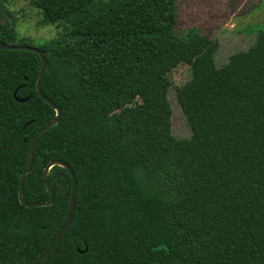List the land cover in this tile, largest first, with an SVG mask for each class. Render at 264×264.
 <instances>
[{"label": "trees", "instance_id": "obj_1", "mask_svg": "<svg viewBox=\"0 0 264 264\" xmlns=\"http://www.w3.org/2000/svg\"><path fill=\"white\" fill-rule=\"evenodd\" d=\"M32 3L63 24L36 46L62 117L35 143L23 198L49 199L54 159L77 181L71 222L40 264H264V30L217 65L216 39L178 31L176 0ZM8 17L0 0V41L33 46ZM180 63L186 137L171 131L168 99ZM40 65L36 52L0 49V264H34L68 212L60 165L50 205L18 198L31 139L55 116L36 90Z\"/></svg>", "mask_w": 264, "mask_h": 264}, {"label": "rangeland", "instance_id": "obj_2", "mask_svg": "<svg viewBox=\"0 0 264 264\" xmlns=\"http://www.w3.org/2000/svg\"><path fill=\"white\" fill-rule=\"evenodd\" d=\"M177 29L185 32L197 29L218 41L217 65L224 64L229 55L247 49L256 34L264 30V0H176ZM13 20L18 39L37 46L63 33L62 23H44L40 9L32 0H4ZM19 41V40H17ZM190 77V67L180 63L170 72L172 87L168 92L171 105V131L176 137L190 135L184 112L177 101L175 86Z\"/></svg>", "mask_w": 264, "mask_h": 264}, {"label": "water", "instance_id": "obj_3", "mask_svg": "<svg viewBox=\"0 0 264 264\" xmlns=\"http://www.w3.org/2000/svg\"><path fill=\"white\" fill-rule=\"evenodd\" d=\"M0 49H26L29 51L36 52L40 56L41 65H40L38 77L36 80V90H37V93L39 94V96L55 110L54 118H52L47 123H45L43 126H41L35 132V134L33 135L32 139H31L29 154H28V162H27L25 169L21 172V174L19 176V181H18V198H19L20 202L22 204H24L25 206H28V207H34V206H39V205L46 206V205H50L53 202L54 191L52 190V188L50 187V184H49V170L54 165H60L64 168H66L68 173L70 174V177H71V192H70V197H69V206H68L67 216H66L64 222L62 223V225L59 227V229L56 231V233L50 239L47 247L36 257L34 264H40L41 260L53 249L57 240L60 238L62 233L66 230V228L68 227V225L71 222V219L73 217L74 210H75V197H76V191H77V181H76V177H75V174H74L72 167L67 162H65L63 160H59V159L51 160L46 164V166L44 168V182H45V187L50 194L49 199L44 200V201H33V202H27L24 200L23 191H22L23 180H24V177L29 173V171L32 168L33 149H34L35 143H36L38 137L45 130H47L48 128H50L54 125H57L60 122L61 117H62V111H61L59 106H57L50 98H48L42 92L41 87H40V82H41V79H42L43 74L45 72L46 65H47V61H46V57H45L44 53L38 47H35V46H30V45H26V44L15 45V44L5 43L2 41H0ZM16 91L17 90L14 91V98L17 101L24 102L28 99V97H17Z\"/></svg>", "mask_w": 264, "mask_h": 264}]
</instances>
